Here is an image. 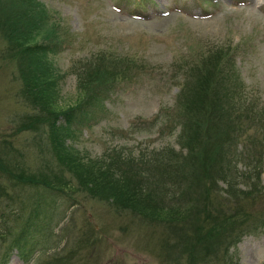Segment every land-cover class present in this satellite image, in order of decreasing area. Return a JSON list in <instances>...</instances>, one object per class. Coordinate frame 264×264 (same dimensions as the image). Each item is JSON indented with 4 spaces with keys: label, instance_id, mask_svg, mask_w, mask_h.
Returning a JSON list of instances; mask_svg holds the SVG:
<instances>
[{
    "label": "rangeland",
    "instance_id": "1",
    "mask_svg": "<svg viewBox=\"0 0 264 264\" xmlns=\"http://www.w3.org/2000/svg\"><path fill=\"white\" fill-rule=\"evenodd\" d=\"M32 3L40 11L34 14L35 30L22 45L9 43L5 30L23 23L22 10L33 12ZM26 44L38 49L31 54ZM223 51L231 52L241 78L228 76L233 74L228 62L221 86L235 91L231 100L240 103L225 110L219 125L223 130L239 124L231 140L237 156L216 184L211 177L217 167L205 172L197 167L191 177L186 192L207 211L198 230L147 223L86 195L72 175L65 176L70 191L64 198L0 173V264H187L185 238L207 231L212 249L199 250L193 264H264V0H0V165L16 173L53 168L51 121L30 131L20 126L30 112L43 121L51 109L59 124L68 110L71 117L86 110L93 119L84 123L86 113L73 118L71 137L64 141L82 164L114 153L154 161L163 150L180 152L179 135L184 128L185 136L191 132L186 119L201 117L193 100L191 108H173L178 90L173 83L180 76L167 79L180 68L185 81L192 65L209 54L220 58ZM30 65L44 76L39 87L48 89L45 99L30 96L36 108L47 109L42 115L19 93L20 71L27 78ZM117 71L123 79L106 89L104 81ZM221 105L204 112L218 113ZM248 108L261 113L260 123ZM179 112L184 119L175 123ZM164 172L158 166L153 178L166 184ZM34 210L38 217L23 232Z\"/></svg>",
    "mask_w": 264,
    "mask_h": 264
},
{
    "label": "trees",
    "instance_id": "2",
    "mask_svg": "<svg viewBox=\"0 0 264 264\" xmlns=\"http://www.w3.org/2000/svg\"><path fill=\"white\" fill-rule=\"evenodd\" d=\"M202 1L206 2V0ZM31 6L32 7H28L30 8L29 10L33 12L27 13L26 10H22L23 23H21L22 20H19L21 24L16 25V23H14L11 28L5 30L4 35L9 43L22 45L25 42L26 35H28L30 31L35 30V21L37 20L34 18V14L36 13L35 11H40L36 9L33 3ZM25 9H27V7H25ZM26 39H28V37ZM29 44H26L23 49L32 54L31 51L33 49H38V45L35 46L36 48H33L34 46ZM29 55L30 54L26 55L27 58ZM213 55L214 54H209L202 63L192 65L190 69L193 73H189L190 75L186 77V82L184 81L186 72L180 68L167 79L169 82L171 78L174 79L180 76L179 80L176 81L177 79H174L176 82L173 83L174 86L178 87L173 108H188L189 106L191 108L193 100L194 104L192 108L198 113V116L201 117L200 120L196 119V121H194V119L190 121L186 119V125H189L188 128L191 132L185 136L183 131L187 128H184L179 135L177 146L181 148L180 152L175 153L168 149L163 150L161 153L154 154V161L144 159L142 156L137 158L129 157L128 159L127 157L114 153L107 154L106 157L102 156L96 158L95 160H86L85 164H82L75 156H72L73 154L70 150L65 147L64 141H67V138L71 137L70 134L72 133L70 126L73 118H79L86 113V116L83 117L84 123L88 124L93 119H88L89 113L86 110H78L76 115H74L75 117H71V112L68 110L63 113L61 117L63 122L59 124L58 112L55 109H51L48 115H45L46 117L43 116L45 117L43 121L41 117L39 119H33L32 112H30L29 115H25L20 120V126L22 130L30 131L39 128L44 121H51L48 127V142L49 153L54 162L53 168L50 169V167L46 165L45 171L48 173H43L44 168H42L43 170L41 169L42 171L38 172L36 175H28L16 173L11 170L9 171L7 167L0 165V173L8 175V177L13 178L17 182L23 181L30 187H40L53 196L58 194L64 198L67 196V192L70 191L68 188L70 185L65 181V176L66 174L72 175L70 177H73L77 184L85 189L86 195L91 196L97 201H103L105 204L111 205L115 209L129 211L145 220L147 223L162 226L166 225L169 228L177 225L183 227L188 224L189 227H191L190 229L193 228V230H198L200 216H206L207 211L200 210V207H202L201 205L197 206L199 201L197 196L194 197L196 199L193 200L191 197L192 193L189 192L190 194H187L186 192L187 190L191 191L192 179L196 177L198 168L205 172L210 168L217 167L215 174L213 173L211 177V182L216 184L217 180H220L224 172L230 167V160L237 156L234 150H232V148H235V145L232 144L233 142H231V140H233L232 133L237 130L239 124L237 123L236 126H234L233 123H229L230 125L223 130H221L223 126L220 128L219 124H222V119H226L227 117L225 116V110L227 111L229 108L233 110L235 107L238 108L240 103H238L236 98H234V101L233 99L231 100L234 93L236 94L235 91L229 90L225 86L222 88L221 86V80L223 77L225 78L227 72V63L229 62L231 65L230 68L233 69V74H229V77H236L235 73L238 74L239 69L234 65L231 52L223 51L219 53L220 58L213 57ZM32 66L30 65L28 69L29 72H27L28 74L24 72L28 76L27 78L21 75L22 72L20 71L19 78L22 79V84H20L19 93L23 97H28V103L31 105L32 110L39 109L40 115H42L47 109H43L40 105H36V108L34 105L37 100H33L34 98L32 99L30 96L35 98L41 96L44 98L45 95H43V93L48 92V89L44 84L42 88L39 87V84L43 83L44 76L41 75L40 72L35 74L34 66ZM31 70L34 72L31 73ZM221 71L222 75H217V73ZM123 77L121 71H117L113 74V77L106 78L104 83H108V85L105 88H111L110 82L112 80H121ZM237 78L241 82L239 74ZM56 79H58V77L51 79L52 83L53 81L55 82ZM51 80L50 78L48 79L50 84H52ZM34 87L38 90H33ZM216 102H218L219 105L222 103V109L218 110V113H212L211 111H209V113H205L206 111L204 112L205 107L206 109H210ZM96 106L99 110L103 108L101 104H97ZM247 110L254 115V117L252 116V120L256 123H260V118L257 116L261 115V113L254 112V110L249 108ZM181 112H179V116L178 113H175V123L181 122L184 119V117H181ZM214 118H217V120L214 123H209V121L214 120ZM83 121L79 120L78 122ZM230 134H232L231 139H229ZM207 150L209 151V155L204 157V153ZM158 166L165 170L164 176H167H165V180L168 181L166 184L163 183L164 181L160 183L161 180L153 178L155 168ZM178 168H180V174L177 178ZM183 184H185L184 188L181 186ZM38 214V211L34 210L29 217L25 218V224H27L25 228L23 227V232L26 231L27 227L29 228V226L33 224ZM205 233L204 236L193 233L194 236H191L190 239L188 235L185 238L186 245L184 249H186L185 254L188 255V259L186 258L187 264H193L198 252L208 253V251L212 249L211 245L213 238L208 231ZM16 241H18V239ZM214 244L213 248L218 246L216 242H214ZM228 246L230 245H227V247ZM194 256L196 257L194 258Z\"/></svg>",
    "mask_w": 264,
    "mask_h": 264
}]
</instances>
